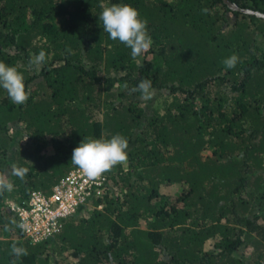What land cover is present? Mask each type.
Wrapping results in <instances>:
<instances>
[{
	"label": "trees",
	"instance_id": "trees-1",
	"mask_svg": "<svg viewBox=\"0 0 264 264\" xmlns=\"http://www.w3.org/2000/svg\"><path fill=\"white\" fill-rule=\"evenodd\" d=\"M226 1L238 10L224 0H0V62L31 92L18 105L0 88V180L13 186L0 190V213L9 197L48 194L79 169L83 140L129 144L128 170L106 172L122 193L46 243L20 230L0 240V264H48L49 245L76 264H264V19L243 13L264 15V0ZM114 3L148 22L152 46L135 60L103 32L101 4ZM41 50L37 72L29 59ZM142 80L158 107L133 91ZM15 131L29 144L16 145ZM14 165L28 169L24 180ZM166 184L183 187L176 201L160 193Z\"/></svg>",
	"mask_w": 264,
	"mask_h": 264
},
{
	"label": "clouds",
	"instance_id": "clouds-1",
	"mask_svg": "<svg viewBox=\"0 0 264 264\" xmlns=\"http://www.w3.org/2000/svg\"><path fill=\"white\" fill-rule=\"evenodd\" d=\"M102 11L99 20L103 24V32L108 33L109 38L119 41L131 50V56L135 60L143 55L152 46V38L147 30V20H142L137 9L127 4L114 3L105 7L101 4ZM46 53L41 50L38 54H33L29 59V67L39 71L46 60ZM238 57L233 54L226 58L223 64L226 68H235ZM0 88H3L12 103L24 105L27 103L31 92L26 89L25 77L14 66H9L0 62ZM141 94L144 101L151 100L155 89L150 80H142L133 89ZM128 141L115 135L110 140H83L78 147L73 150L71 164L77 166L86 177L95 180L104 173L111 171L114 166L127 162ZM28 172L27 168L13 166V174L24 180ZM12 184L5 180H0V190H11ZM23 227V225H21ZM12 254L16 257L27 255L24 248L12 247Z\"/></svg>",
	"mask_w": 264,
	"mask_h": 264
},
{
	"label": "built area",
	"instance_id": "built-area-1",
	"mask_svg": "<svg viewBox=\"0 0 264 264\" xmlns=\"http://www.w3.org/2000/svg\"><path fill=\"white\" fill-rule=\"evenodd\" d=\"M109 186L106 173L92 180L75 169L50 193L33 192L22 202H10L8 208L25 239L40 245L61 234L68 221L103 210V205L96 207L95 203L104 200Z\"/></svg>",
	"mask_w": 264,
	"mask_h": 264
},
{
	"label": "rangeland",
	"instance_id": "rangeland-1",
	"mask_svg": "<svg viewBox=\"0 0 264 264\" xmlns=\"http://www.w3.org/2000/svg\"><path fill=\"white\" fill-rule=\"evenodd\" d=\"M158 97L159 95L154 93V96L151 100H147L144 102V106L146 108H152V107H158V104H159V101L158 100ZM14 137L16 139V145L18 143L21 144V146H26L29 144V142L23 138V135L20 131H15L14 133ZM52 153V151H51ZM129 168V162H128V157H127V162L124 163V164H118L116 166H114V168L109 172L110 175H111V178L114 177V175L116 174V172L118 171H127ZM9 173H12V170L9 171ZM108 178H109V174H107ZM111 178L109 179L110 181V186H109V192L112 191V193H122V192H119V189L115 186L114 184V181L112 183V180ZM118 191V192H117ZM183 192V187L180 186V185H172V184H166V185H163L160 187V193L167 196L168 198H170L171 200L173 201H176L180 196H181V193ZM16 195H14V198H8L5 200V205H7L8 207V204L12 201H15V197ZM9 211V209H8ZM3 211L2 213H0V240H4V239H18V226L16 227V224H17V221H16V218L14 217V215L9 211ZM89 217V215H82L81 217H77V219H74V220H79V219H82V218H87ZM142 228L143 229H146L147 228V224L146 223H143L142 224ZM214 245V242L211 241V242H208L207 243V246H206V249L209 250L213 247ZM47 251H49V254H47L48 256V264H57V261H62L64 264H76V260L73 258L72 254L71 253H65L64 256L62 257H57L55 251H59L57 246L55 245H52L50 247L47 246ZM51 251V252H50ZM247 260H249V254H252L253 251L252 249H249L247 250ZM243 254V251H240L238 253V256H241ZM245 255V256H246Z\"/></svg>",
	"mask_w": 264,
	"mask_h": 264
},
{
	"label": "water",
	"instance_id": "water-1",
	"mask_svg": "<svg viewBox=\"0 0 264 264\" xmlns=\"http://www.w3.org/2000/svg\"><path fill=\"white\" fill-rule=\"evenodd\" d=\"M224 1H225V3H227V4L229 5V7H230L231 9H233V10H238L237 7L231 5V4L228 3L226 0H224ZM243 13H245V14H249V15H255V16H257L258 18H263V19H264V15H263V14H260V13H254V12H250V11H243Z\"/></svg>",
	"mask_w": 264,
	"mask_h": 264
}]
</instances>
